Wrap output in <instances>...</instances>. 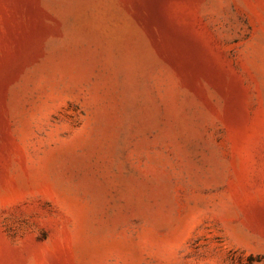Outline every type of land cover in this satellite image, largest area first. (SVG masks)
Returning a JSON list of instances; mask_svg holds the SVG:
<instances>
[{
  "label": "rangeland",
  "instance_id": "1",
  "mask_svg": "<svg viewBox=\"0 0 264 264\" xmlns=\"http://www.w3.org/2000/svg\"><path fill=\"white\" fill-rule=\"evenodd\" d=\"M0 264H264V0H0Z\"/></svg>",
  "mask_w": 264,
  "mask_h": 264
}]
</instances>
